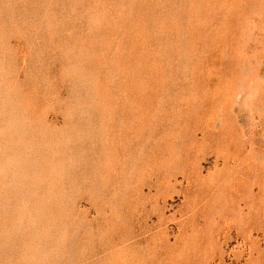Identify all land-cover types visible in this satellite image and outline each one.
Masks as SVG:
<instances>
[{
    "label": "rangeland",
    "instance_id": "obj_1",
    "mask_svg": "<svg viewBox=\"0 0 264 264\" xmlns=\"http://www.w3.org/2000/svg\"><path fill=\"white\" fill-rule=\"evenodd\" d=\"M0 264H264V0H0Z\"/></svg>",
    "mask_w": 264,
    "mask_h": 264
},
{
    "label": "bare ground",
    "instance_id": "obj_2",
    "mask_svg": "<svg viewBox=\"0 0 264 264\" xmlns=\"http://www.w3.org/2000/svg\"><path fill=\"white\" fill-rule=\"evenodd\" d=\"M115 33V32H114Z\"/></svg>",
    "mask_w": 264,
    "mask_h": 264
}]
</instances>
